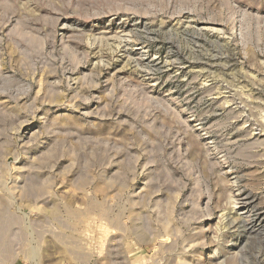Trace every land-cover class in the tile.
I'll list each match as a JSON object with an SVG mask.
<instances>
[{
  "label": "rangeland",
  "instance_id": "374dc122",
  "mask_svg": "<svg viewBox=\"0 0 264 264\" xmlns=\"http://www.w3.org/2000/svg\"><path fill=\"white\" fill-rule=\"evenodd\" d=\"M0 264H264V0H0Z\"/></svg>",
  "mask_w": 264,
  "mask_h": 264
},
{
  "label": "bare ground",
  "instance_id": "6f19581e",
  "mask_svg": "<svg viewBox=\"0 0 264 264\" xmlns=\"http://www.w3.org/2000/svg\"><path fill=\"white\" fill-rule=\"evenodd\" d=\"M122 47V46H121ZM249 202V201H248ZM247 204V202H245V206L247 207L248 205H246ZM235 206V205H234ZM245 207V208H246ZM243 212V211H242ZM245 213V212H244ZM257 214V213H256ZM258 216V215H257ZM241 217H242V215H241ZM254 228V226H252V229Z\"/></svg>",
  "mask_w": 264,
  "mask_h": 264
}]
</instances>
